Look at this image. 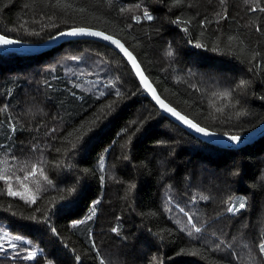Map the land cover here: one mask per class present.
<instances>
[{
	"label": "trees",
	"instance_id": "16d2710c",
	"mask_svg": "<svg viewBox=\"0 0 264 264\" xmlns=\"http://www.w3.org/2000/svg\"><path fill=\"white\" fill-rule=\"evenodd\" d=\"M25 2L0 0V33L24 43L39 44L48 41L49 35L74 24L99 28L106 33L117 34L137 55L142 69L161 97L202 126H208L221 135L228 131L241 136L264 121V100L259 99L264 95V66L261 70L253 68L249 72L251 65L247 57L241 55L238 42H233L231 54L225 47L227 35L234 34L243 39L249 49L255 46L257 50L264 51V31H255L257 26L264 30V13L248 11L256 0H249L248 5L244 4V0H225L223 6L219 0H185V7L171 11L170 0H145L156 19L141 25L131 21V13L125 14L127 19L119 13L123 4H134L137 0H112L111 8L106 0H68L76 10L69 9L66 16L57 13L52 20L47 17L53 15V10L40 6L34 13L27 11L25 14ZM189 3L192 5L190 8L187 7ZM259 3L264 6V0H259ZM5 4L8 6L4 7ZM79 8L85 11L80 12ZM224 9L227 10V20L219 25L207 23L208 20L215 21V13ZM177 16L192 19L189 35L180 30L183 25L171 23ZM200 20L206 21L203 28ZM21 23L29 31L40 32V35H28L24 28L17 31ZM124 23H133V28L120 32L118 25ZM214 34H220V39L224 41L220 52L194 47L196 39H199L211 48ZM189 38L193 43L188 42ZM88 41L86 38L80 43L65 41L42 53L30 55L9 49L0 50V108L8 105L7 111L0 112V144L8 143L7 118L11 115L20 119L24 130L15 134L13 147L21 159L28 155L34 138L43 142L51 140L53 135L62 136L81 122L92 120L94 113L103 116L105 106L117 99L109 94L111 89L100 97L99 92L85 82L95 81V76L83 77L78 81L81 87L74 88L69 80L77 81L66 73V68L75 71L91 66L98 58L96 53H99L110 59L114 66L108 68V78L119 76L121 91L126 93L114 110L102 118L93 133L85 138L87 143L71 158L74 166L70 171L49 168V176L57 190L42 192L33 206L25 205L19 197L0 196V227L32 241V246L39 250L34 264H47L48 261L52 264H76L73 249L81 255L80 264H98L95 253L90 250L89 231L93 233L97 247L108 264H150L153 256L161 258L164 264H226L218 261V257L226 255L221 252L202 251L197 257L176 255L181 247L195 245L209 248L211 244L207 240L192 241L179 232L173 221L177 217L181 220L185 218L175 207L170 205L175 215L164 212L166 193L170 188L169 194L174 203H179L186 210L191 208L189 201L193 193L197 196L200 193L209 195L208 202H200L192 210L209 220V231L215 229L218 233L229 234L228 240L235 236L237 239L231 250L237 252L239 259L233 260L232 264H248L249 248L254 255H258V248L253 244H258L264 236V133L236 148L220 147L198 138L154 108L146 93L136 91L139 82L122 56L117 62V50L97 40L95 43ZM137 41L139 46H136ZM169 44L175 51L171 58L163 55ZM81 54L85 57V64L64 59ZM174 76L181 77L183 82H174ZM240 79L250 80L251 86L245 92L238 90L234 93L233 100L239 101L235 110L243 108L248 115L237 118L233 110L227 108L223 114L215 112L209 106V101L214 99L211 93L226 89ZM44 81L52 87H46ZM192 83L202 91L195 92L190 87ZM215 106H221V101H215ZM149 112H152L153 118L127 147H122L127 135L121 130L133 119H143ZM38 124L39 128L36 127ZM49 128H56L57 132L46 136ZM157 140L165 143L157 145ZM59 146L58 139L52 142L51 150L46 153L47 159L57 158L54 149ZM125 154L129 156L128 161L123 159ZM2 156L3 153H0ZM101 157L104 158L105 173L100 172ZM82 169L89 170L86 176ZM233 172L237 175H232ZM102 174L106 176L103 184L99 180ZM107 176L113 178L107 179ZM77 179L80 180L77 191L63 202L65 210L51 215L49 223L57 229L58 235H53L46 225L20 218L32 214L35 208L43 211L50 197H58L60 189H64L66 195L67 188L73 186ZM129 182L136 183L137 188L126 196ZM240 195L247 199L244 210L236 216L227 213L217 216L227 206L222 201L228 196ZM94 200L100 203L95 205L96 216L89 221L87 217L91 215ZM9 205L11 210L4 212L3 208ZM12 212L16 215L13 216ZM153 212L156 214L153 215ZM117 216L121 218L119 221ZM73 221L80 223L73 224ZM117 225L127 241L111 233L110 228ZM169 230L171 236L168 235ZM160 235L164 236L163 242L159 239ZM245 244L249 248H245ZM227 258L231 259L230 255ZM0 264L10 262L0 257ZM260 264H264V258Z\"/></svg>",
	"mask_w": 264,
	"mask_h": 264
},
{
	"label": "snow or ice",
	"instance_id": "6c2138e0",
	"mask_svg": "<svg viewBox=\"0 0 264 264\" xmlns=\"http://www.w3.org/2000/svg\"><path fill=\"white\" fill-rule=\"evenodd\" d=\"M109 8L112 7V0H106ZM11 3V0H9ZM220 5L225 4V0H219ZM244 4L248 5L249 0H244ZM8 5L5 4L4 7ZM40 6L42 9H51L53 10V15H49L47 17L48 20H52L53 16L57 13H62L63 15L68 14V10H76L72 3H69L68 0H26L23 4V9L27 11L35 12L36 8ZM192 5L189 3L187 7H191ZM185 7V0H170L169 11L172 9H178ZM80 12H84V8L78 9ZM259 11L264 13V6H261L259 0L248 8V11ZM119 13L122 17L127 19V13H131L130 19L135 25H141L142 22H153L156 17L150 11L148 5L145 0H137L134 4H123V6L119 7ZM217 19L215 21L208 20L207 23L210 25L212 23H216L219 25L221 21L227 20L228 14L227 10L224 9L222 12L215 13ZM98 19V18H97ZM67 23V21H65ZM133 23H124L122 26H119L120 32H125L126 29H132ZM171 23L175 25H183L180 30L185 33V35H189V26L192 24V19H182L177 16L175 19L171 21ZM205 20H200L199 24L203 28L205 25ZM55 27V25H51ZM20 28H24L25 32L28 35L39 36L40 32L29 31L24 23H21L17 27V31ZM10 31V30H9ZM158 31V29H157ZM255 31L260 33L262 30L259 26L255 28ZM58 38H68L66 42L69 43H80L84 38H90L88 42L95 43L96 40L108 42L109 45L114 46L115 50L118 52L115 53L117 56V62H119V58L122 56L124 60L127 61V64L131 66L132 73L135 78L139 82V86L137 87V92L143 91L148 96L151 97V100L154 101V108H159V110L163 113H167L169 116L173 117L176 121H178L181 125L186 126L191 131L199 134L202 137H212L216 136L218 133L210 130L208 126H202L198 121H196L193 117H190L189 114L184 113L177 109V107L173 106L171 103L166 102L164 98L157 91V87L153 86V83L150 82V78L145 74V71L142 69V65L138 60L137 55H134V52L130 50L126 43L122 42L117 34H109L104 30L99 28H94L92 26H81L79 24H74L73 26L65 27L62 31H57L55 35H49V41H55ZM225 47L229 49V54H231V50L233 48V42H238V47L242 56L247 57V62L251 65L248 69L249 72L253 71V68L257 70H261L262 66H264V51H259L253 46L251 49L247 47L245 41L240 39L239 36L234 34H229L226 37ZM188 42L193 43L192 39L189 38ZM23 43V41L19 39L11 38L9 35L0 33V47L9 48L12 45H19ZM221 43H224L220 39V34H214L212 38V47L208 48V46L204 43H201L199 39H196L194 47L196 49H207L212 52H220L222 49L220 47ZM136 46H139V42L137 41ZM163 55L167 58H171L175 55L174 48L171 44L167 45L163 51ZM98 57L95 61L92 62L91 66H87L84 68H78L75 71L72 68H66V73H70L71 76L75 77L74 82L69 80V83L73 84L74 88H80L81 84L78 82L83 77L86 76H95V81H85L90 84L91 87L99 92V96L103 97L106 91L110 89L112 91L109 92L110 95H114L117 99L111 101L108 105L105 106L106 111L102 115L93 114V119L87 122H81L80 125L73 127L70 131H67L62 136H51V140H44L40 142L39 138H34V142L31 144V148L28 152V155L21 159L19 155L16 154V150L13 147L15 143V134L17 131L24 130V124L18 118H13L11 115L7 118L8 123V133H7V141L8 143L0 144V153H3V156L0 157V182H2L3 187L0 188V196L6 195L7 197H19L20 200L24 201L25 205L33 206L38 202V197L42 192H47L49 190L55 191L56 184L53 179L49 176V168H54L58 171L63 170H71L73 168V164L71 163V158L75 155L76 152L82 150L83 145L87 143L86 137H89L90 133H93L94 128L98 126L100 120L105 118L111 111L114 110V106L117 102L123 99L126 96L125 92L121 91V78L119 76H115L113 78H108V68L114 67L112 65V61L110 59L105 58V56L96 53ZM66 61L77 62L80 64H85V57L83 54L81 55H69L64 58ZM163 71V69H161ZM101 73H104V76H101ZM189 75H192L189 73ZM55 79V77H53ZM174 82H183L181 77L174 76ZM46 87L51 88L52 85L48 81H44ZM102 85L103 87H97ZM251 86V81L246 79H240L234 85L223 89L213 91L211 93L214 99L209 101V106L214 109L215 112L223 114L225 109H232L235 117H244L248 115L243 108L240 110H235L238 107L239 101L233 100V95L238 90L240 92H245ZM195 92H201L202 89L195 83L190 85ZM167 91V90H166ZM135 95L136 93H132ZM260 100H264V95L259 97ZM221 101V106L216 107L215 101ZM8 110V105H4L3 108H0V112H5ZM159 115V113H156ZM153 118L152 112H149L147 116H144L143 119L137 117L130 121L121 132L124 135H127V140L122 147H127L133 140V138L140 133L147 122ZM231 117H229L230 119ZM52 119H57V117H53ZM61 122L62 121V118ZM212 119L215 120L216 116L213 115ZM87 125V126H86ZM37 128L40 125H36ZM56 128H49L48 132L45 134L48 136L49 134L56 133ZM131 132L129 135L128 133ZM120 135V133H118ZM223 136L227 138V140L231 141L233 144L240 141L241 137L237 134H232L228 131L223 133ZM59 140L60 146L55 147L54 151L57 154V158L55 160L47 159L46 153L49 152L52 148V142ZM164 141L157 140V145L164 144ZM38 153V155H36ZM35 156V158H33ZM125 161L129 160V156L125 154L123 156ZM104 158L101 157L100 163V172H106V166L103 163ZM135 167V165H134ZM84 175L88 174V169L81 170ZM232 175H237L236 172H233ZM112 176H107V179H112ZM106 176L104 174L100 175L99 180L101 184L104 183ZM119 182V181H118ZM80 184V180L77 179L76 183L73 186L68 187L66 190L60 189L59 196H52L49 198L47 202L46 208L41 211L40 208H35L32 214L21 216L20 218L27 221H32L36 224L46 225L52 231L53 235H58L57 229L52 226L49 221L51 215L53 213H61L65 210L66 205L63 203L70 197L75 191H77V187ZM137 188V184L134 182H129L126 189V196L133 193ZM169 188V193H170ZM169 193H166L167 199L164 202V212L172 213V207H175L177 211L182 214L185 218L181 220L177 217L173 222L178 226L179 232L185 234L192 241L199 242L200 240H207L211 247L209 248H198L195 245L190 247H181L179 251L176 253L179 255H187L192 257L200 256L202 251L209 252H221L226 253L224 257H218V261H224L226 264H232L233 260H238V254L231 249L235 246L236 237L233 236L232 240L227 239L226 233H218L217 230L213 229L209 231L208 229L211 227V223L209 220L201 218L198 214V211H194L196 205L200 202H208L210 200L209 195H205L200 193L197 196L193 193L189 204L191 208L188 210L185 207H181L179 203H174L173 198ZM93 207L91 209V215L87 217L90 221L92 220L96 214L97 209L95 205L99 204L100 201L94 200ZM223 204L227 206L222 208L220 212L217 213V216H220L222 213L230 214V216L238 215L242 210L247 207V199L245 196H228V198L222 201ZM59 206V207H58ZM131 207V205H129ZM11 210V205L3 208L4 212H9ZM39 214V215H38ZM155 215L156 213H152ZM12 215L15 216L16 213L12 212ZM144 215V213H141ZM171 218V216H170ZM121 218L119 216L116 217V220L119 221ZM80 223V221H73V224ZM214 223V221L212 222ZM111 233L115 234L116 237H119L123 241H127V237L123 235L122 229L117 226H113L110 228ZM163 231V230H162ZM149 232H152L149 229ZM153 236H156L157 233H152ZM168 235L171 236V230L168 231ZM159 239L161 242L164 240V236L160 235ZM88 240L91 241L90 250L95 253V259L98 261V264H108L106 259L101 255L97 244L95 242V237L91 231L88 233ZM67 247V245H65ZM245 248H249L247 244L244 245ZM253 247L258 248V255H254L251 251V248L248 250L247 261L248 264H260V260L264 258V236L259 239L258 244H253ZM39 250L32 246V241L25 239L23 235H13L7 228L0 227V257H3L5 261L10 262V264H30V262H34L37 259ZM74 259L76 264H80L81 255L75 253V249H73ZM230 255L231 259H228L227 256ZM47 264H52L51 261H48ZM150 264H164V261L157 257L153 256Z\"/></svg>",
	"mask_w": 264,
	"mask_h": 264
},
{
	"label": "water",
	"instance_id": "95a60500",
	"mask_svg": "<svg viewBox=\"0 0 264 264\" xmlns=\"http://www.w3.org/2000/svg\"><path fill=\"white\" fill-rule=\"evenodd\" d=\"M86 39H90V38H86ZM67 40H68V38H58L55 41H49L48 40V41H45V42L39 43V44H30V43H24L23 42L19 45H12L9 48L0 47V50L3 51V50L9 49V50H12V51H15L18 53H23V54H28V55L39 54V53H42V52H44V51H46V50H48L54 46L59 45L60 43L65 42ZM97 41H100V40L97 39ZM100 42H103V43L109 45L108 42H105V41H100ZM109 46L114 48V46H112V45H109ZM148 97L151 99L150 96H148ZM152 102L154 103V101H152ZM164 114L167 115L169 118H171L173 121H175L177 124L182 126L184 129H186L187 131H189L192 134H194L195 136H197L198 138H200L206 142H209L211 144L220 146V147L236 148V147L242 146L246 143H250L251 141L257 139L259 136H261L264 133V121H263L257 128H255L251 132L246 133L244 135H241L240 141L233 144L231 141L227 140V138L221 134H217L216 136H212V137H202L199 134L188 129L186 126L181 125L178 121H176L173 117L169 116L167 113H164Z\"/></svg>",
	"mask_w": 264,
	"mask_h": 264
},
{
	"label": "rangeland",
	"instance_id": "374dc122",
	"mask_svg": "<svg viewBox=\"0 0 264 264\" xmlns=\"http://www.w3.org/2000/svg\"><path fill=\"white\" fill-rule=\"evenodd\" d=\"M38 249V248H37Z\"/></svg>",
	"mask_w": 264,
	"mask_h": 264
}]
</instances>
